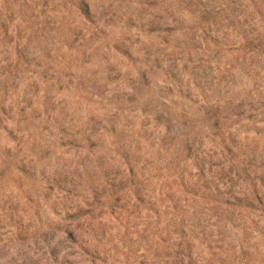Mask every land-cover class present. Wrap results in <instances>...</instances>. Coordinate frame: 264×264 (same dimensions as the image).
Instances as JSON below:
<instances>
[{"label":"rangeland","instance_id":"1","mask_svg":"<svg viewBox=\"0 0 264 264\" xmlns=\"http://www.w3.org/2000/svg\"><path fill=\"white\" fill-rule=\"evenodd\" d=\"M0 264H264V0H0Z\"/></svg>","mask_w":264,"mask_h":264},{"label":"trees","instance_id":"2","mask_svg":"<svg viewBox=\"0 0 264 264\" xmlns=\"http://www.w3.org/2000/svg\"><path fill=\"white\" fill-rule=\"evenodd\" d=\"M256 11H257V10H256ZM69 234H70L71 237H72V236H75L74 232H70Z\"/></svg>","mask_w":264,"mask_h":264}]
</instances>
